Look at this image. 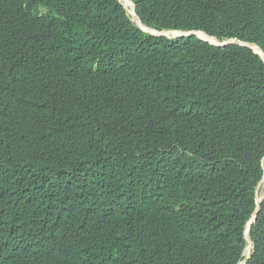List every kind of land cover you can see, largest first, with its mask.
Listing matches in <instances>:
<instances>
[{"label": "trees", "instance_id": "trees-1", "mask_svg": "<svg viewBox=\"0 0 264 264\" xmlns=\"http://www.w3.org/2000/svg\"><path fill=\"white\" fill-rule=\"evenodd\" d=\"M132 1L264 52V0ZM263 165L252 49L118 0H0V264H239ZM250 240L264 264V199Z\"/></svg>", "mask_w": 264, "mask_h": 264}, {"label": "clouds", "instance_id": "clouds-1", "mask_svg": "<svg viewBox=\"0 0 264 264\" xmlns=\"http://www.w3.org/2000/svg\"><path fill=\"white\" fill-rule=\"evenodd\" d=\"M131 1V3H132V5H133V8H134V12H135V14H136V17H137V19H138V21H136L135 19H134V17L130 14V10L125 6V4L124 3H122V1L121 0H118V2H119V4L124 8V10L126 11V13H127V16L131 19V21L141 30V31H143V32H145V33H148V34H150V35H152V36H155V37H167V38H180V37H188V36H193V35H195V34H192V35H186V34H189V33H191V32H203V33H206V32H204V31H201V30H199V31H181V30H173V29H167V30H162V31H159V30H156V29H153V28H150V27H148L147 25H145L143 22H142V20L139 18V16H138V14L136 13V10H135V4H134V2L132 1V0H130ZM141 24H143V25H141ZM143 26V27H142ZM151 30H155V31H157V32H159V33H165V35H163V36H156V35H153L152 33H151ZM176 33H179V34H183L182 36H177V34ZM176 34V35H175ZM178 34V35H179ZM207 34V33H206ZM208 35V34H207ZM195 36H197V35H195ZM208 36H210V35H208ZM198 37V36H197ZM211 37H214V36H211ZM199 38V37H198ZM215 38H217V37H215ZM201 39V38H200ZM218 40H224V39H219V38H217ZM227 39H235V38H227ZM202 40V39H201ZM204 41V40H203ZM240 41V40H239ZM206 42V41H205ZM209 43V42H208ZM247 43V42H246ZM234 44H236V43H234ZM212 45V44H211ZM229 45H231V44H229ZM237 45H239V44H237ZM256 45V44H255ZM215 46V45H214ZM226 46H228V45H226ZM241 46V45H240ZM258 46V45H257ZM220 47H223V46H220ZM242 47H244V46H242ZM250 49V48H249ZM262 50V49H261ZM259 55V54H258ZM260 56V55H259ZM261 57V56H260ZM264 61V60H263ZM264 166V165H263ZM264 179V178H263ZM264 184V182H262L261 183V185H260V187H259V189L261 188V186ZM259 189H258V191H257V193H256V197H258L259 198V196H258V192H259ZM260 199V198H259ZM264 198H262V199H260L261 200V202H262V200H263ZM257 219V218H256ZM251 220V219H250ZM256 222V221H255ZM248 224V223H247ZM253 225V224H252ZM251 225V226H252ZM247 227V226H246ZM251 228V227H250ZM248 232V228L245 230V238H247V236H246V233ZM248 238H249V246H248V243H247V246H246V249H245V251H244V253H243V256L245 257V259L243 260V261H241L239 264H246L247 263V261L251 258V256H252V254H253V252H254V246H253V243L251 242V240H250V230H249V235H248ZM246 241H247V239H246Z\"/></svg>", "mask_w": 264, "mask_h": 264}, {"label": "water", "instance_id": "water-1", "mask_svg": "<svg viewBox=\"0 0 264 264\" xmlns=\"http://www.w3.org/2000/svg\"><path fill=\"white\" fill-rule=\"evenodd\" d=\"M141 25H143V24H141ZM151 33L153 35H156V36H163V35H165V33H163V32L162 33H159V32H157L155 30H151ZM176 34H177V36H182L183 35V34H179V33H176ZM192 34L197 35L202 40H204L206 42H209L210 44L215 45V46H226V45L234 44V43L239 44L241 46H244V47H247V48L252 49L255 53L259 54L261 56V58L264 60V52L261 50V48L259 46L255 45V44H250V43H246V42H243V41H239L238 39L218 40L217 38L208 36L206 33H203V32H191V33L186 34V35H192ZM201 34H204L205 35V38L202 37ZM257 48H259L260 50H257ZM262 182H264V179L261 181V183ZM261 183L257 187L256 193H257V191H258ZM256 201H257V210H256V213L252 216L251 220L248 222L247 227H246V229L248 228V232L246 233V236H247L246 239H247L248 246H249V238H248V235H249L250 227H251L252 224L255 223L256 218H257V214L260 211L261 200L258 197H256Z\"/></svg>", "mask_w": 264, "mask_h": 264}, {"label": "bare ground", "instance_id": "bare-ground-1", "mask_svg": "<svg viewBox=\"0 0 264 264\" xmlns=\"http://www.w3.org/2000/svg\"><path fill=\"white\" fill-rule=\"evenodd\" d=\"M122 1H123V0H122ZM125 2H126V4H125L124 2H122V3H124L125 6L128 7V9L130 8L129 10L132 11V16L134 17V19H135L136 21H138V19H137V17H136V14H135V12H134V8H133V5H132L131 1H130V0H125ZM201 36L205 38V35H204V34H201ZM257 50H260V49L257 48Z\"/></svg>", "mask_w": 264, "mask_h": 264}, {"label": "rangeland", "instance_id": "rangeland-1", "mask_svg": "<svg viewBox=\"0 0 264 264\" xmlns=\"http://www.w3.org/2000/svg\"><path fill=\"white\" fill-rule=\"evenodd\" d=\"M122 2H124L126 4L125 0H123ZM130 14L132 15V11L131 10H130ZM263 189H264V185L261 186V188L259 189V192H258V196H259L260 199L264 198V191H263Z\"/></svg>", "mask_w": 264, "mask_h": 264}]
</instances>
